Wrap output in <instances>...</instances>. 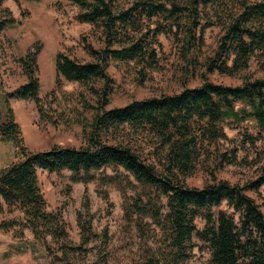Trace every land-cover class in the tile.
<instances>
[{
    "label": "trees",
    "instance_id": "16d2710c",
    "mask_svg": "<svg viewBox=\"0 0 264 264\" xmlns=\"http://www.w3.org/2000/svg\"><path fill=\"white\" fill-rule=\"evenodd\" d=\"M4 1L0 0V6ZM71 1L81 9L77 20L98 26L104 42L98 49L85 45L91 61L81 62L63 52L54 59L55 86L60 85V78L91 83L95 100L91 118L83 124L86 142L81 147L54 145L43 151L26 148L9 101L30 100L40 117L48 119L37 76L41 46L33 44L18 59L25 82L2 92L5 106L0 110V141L12 145L17 160L0 169V210L3 203L9 210H19L22 217L0 222V229L17 227L20 236L22 229H29L34 241L51 256V264H89L86 256L92 249L86 245L100 235L91 232L89 220L79 218L81 241L73 244L60 213L47 209L38 173L68 171L75 181L88 182L95 179L94 171L109 167L114 173L103 178L121 192L128 264H186L194 235L208 246L211 264H264V214L246 193L264 186V166L256 179L242 186L225 180L201 187L182 182L209 145L226 139L224 124L252 120L258 135L264 134V76L244 77L237 85L205 80L176 93L107 107L111 60L154 68L158 34L173 33L175 27L185 34L188 51L204 29L217 25L222 13L231 8L206 70L231 76L255 61L264 72V0H134L126 8H115L114 0ZM153 18L162 22L156 19L152 27L146 24ZM10 21L0 19V32ZM241 137L251 144L258 139L247 133ZM137 140L151 142L160 170L134 146ZM236 152L234 147L230 154L218 157L234 164ZM127 187L133 189L131 194ZM197 217L204 222L201 230L194 223ZM107 239L104 231L96 264L108 262Z\"/></svg>",
    "mask_w": 264,
    "mask_h": 264
},
{
    "label": "rangeland",
    "instance_id": "374dc122",
    "mask_svg": "<svg viewBox=\"0 0 264 264\" xmlns=\"http://www.w3.org/2000/svg\"><path fill=\"white\" fill-rule=\"evenodd\" d=\"M132 2L134 0H114L113 5L115 8H126ZM80 10L71 0H5L0 6V19L7 18L8 22L12 20L0 32V110L5 106L2 92L11 91L26 80L18 62L19 57L33 44L41 46L36 57L37 76L39 95L48 119L40 117L35 103L30 100L13 98L9 101L23 142L30 151H43L54 145H85L83 124L90 120L93 113L91 106L95 100L90 90L91 83L69 82L60 78V85L55 86L54 67L58 52L85 62L92 60L85 48L86 44L96 49L104 45L98 26L77 20ZM232 11V8L225 10L217 25L204 29L201 39L188 51L185 48V34L175 27L172 28L173 33L158 34L154 44L157 54L154 68H142L141 64L134 61L111 60L107 73L112 80V90L107 107L122 106L133 99L176 93L183 87L197 86L205 80L237 85L244 77L264 76L255 61H251L245 71L231 76L206 70V61L213 57L223 33V22ZM156 19L146 21V24L152 27ZM157 20L162 22L161 19ZM175 31L178 32L176 35ZM194 35L196 38L199 36L198 32ZM223 128L226 139L217 140L208 146L207 153L201 155L194 171L182 179L183 184L201 187L207 182L225 180L242 186L261 174L264 166V134L258 135L255 123L246 120L233 125L224 124ZM241 133L257 136L258 139L252 144L245 142ZM134 146L141 149L142 156L160 170L161 165L152 151L150 141L137 140ZM234 147L237 148L236 163L221 161L218 154H230V149ZM16 160L12 145L0 141V169ZM94 173L95 179L82 182L75 181L68 171H39L38 184L47 209L60 213L73 244L81 241L79 218L82 221L89 220L91 232L100 235L86 245L92 249L86 256L89 264H96V251L102 245L100 240L104 231L108 238L107 264H128V249H125L128 236L124 231L121 192L116 185L105 183L103 178L114 172L107 167ZM127 188L131 194L133 189ZM246 193L264 214V186L247 190ZM21 217L19 210H9L2 203L0 222ZM194 223L198 230L204 224L199 217ZM15 228L0 229V264H51V256L47 255L41 243L34 241L31 231L22 229L20 236ZM192 243V255L186 264H211L208 246L196 235ZM131 249H136L134 244Z\"/></svg>",
    "mask_w": 264,
    "mask_h": 264
}]
</instances>
